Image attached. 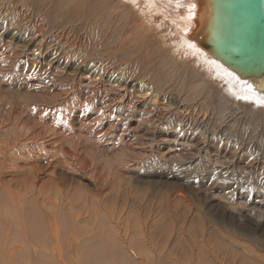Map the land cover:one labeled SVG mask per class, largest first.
Returning a JSON list of instances; mask_svg holds the SVG:
<instances>
[{
  "label": "bare ground",
  "instance_id": "obj_1",
  "mask_svg": "<svg viewBox=\"0 0 264 264\" xmlns=\"http://www.w3.org/2000/svg\"><path fill=\"white\" fill-rule=\"evenodd\" d=\"M205 7V0H0V22L5 28L23 25L11 36L0 33L2 53H12L7 54V58L0 55L2 79L12 71L21 70L22 75L39 79L34 85L43 87V93L53 91L51 88L46 91L48 87L42 86L45 81L57 84V88L69 81L68 91L59 90L57 96L65 101L72 94L70 114L73 111V118L85 120L96 110L98 120H111L113 128L121 130L116 134L119 141L125 140V131H133L138 140L149 145L147 149L152 155L160 156L159 159L166 158L157 147L159 142L175 141L188 153L197 148L196 154L184 163L173 158L174 165H184L182 170L190 176L228 174L232 182L226 199L213 195L209 198L212 206L221 211L217 215L210 210V204L204 214L198 212L193 216L194 213L189 212V216L181 212L178 208L185 197L179 195L174 203L167 201L169 209L163 210L161 215L158 213L153 221L142 220L148 213L152 214L150 207L151 212L146 210V215L137 214L138 225L132 228L125 221L128 218L121 215V212L127 213L123 208L118 210L117 204L106 206L105 215L98 209L102 212L100 215L95 205L101 202L95 194L98 200L93 207L96 209L90 208L92 203H89V208L96 210L95 216L94 213L88 218L79 216L77 202L76 206L73 202L77 199L79 202L80 196L82 199L80 192L79 198L71 196L53 180L35 189L26 176L31 159L34 163L50 155L43 150L34 151L36 136H43L45 140L51 135L47 141L59 145L53 122L48 131L41 127L49 123L47 116L52 113L54 116L52 105L59 102L58 98H53V92L52 95L47 93L51 95L50 100L44 97L46 93L38 95L34 107L33 96L16 94L13 89L1 90L2 84L7 86V81L11 84L7 77L6 82L0 84V111L4 112L0 116V231L8 230L6 233H10L8 237L13 236V241L6 246L3 244L6 235L0 237V264H264V229L249 231L235 220L256 216V212L245 205H237L239 195L248 197V202L255 201L260 209L257 217L264 223V78H242L212 59L205 46H200ZM22 32L28 37L25 46L16 43ZM33 43L39 45L37 53L31 50ZM62 64L64 66H60ZM69 66L70 72H67ZM134 84L138 85L140 93L131 89ZM53 99L55 101L51 102ZM28 107L31 111L36 107L44 108L40 112L41 121L36 119L38 112L35 122L30 116V120L24 119L26 113L22 109ZM58 118L61 116L54 118L57 126ZM32 124L41 127L43 134H38V128L30 126ZM95 126H91V133L100 132ZM160 126L162 128L158 129ZM165 129L173 132L168 135ZM108 135L99 134L98 141ZM78 138L75 149L84 143L83 139L80 144L81 138ZM70 142L73 143L70 140L67 145ZM16 150L26 153L19 159L22 163L19 168L24 170L20 176L5 171L15 165L9 162L19 158L11 157ZM56 156L53 154L46 159L51 170L48 177L55 175L53 170L58 165L55 162L61 164ZM38 163L32 167H39ZM119 165L124 166V163L119 161ZM106 174L114 173L110 169ZM97 185L102 195L107 184ZM253 188L256 192L251 191ZM163 198H168V194ZM172 207L176 210L174 216L169 212ZM141 229H147L150 243H156L154 237H158L159 246L144 247L136 242L146 238V234L138 235ZM172 229L174 237L167 234ZM18 238L23 241L20 246L15 241ZM172 241L182 250L176 254V259L167 248ZM152 246L156 247V252L150 248Z\"/></svg>",
  "mask_w": 264,
  "mask_h": 264
},
{
  "label": "rangeland",
  "instance_id": "obj_2",
  "mask_svg": "<svg viewBox=\"0 0 264 264\" xmlns=\"http://www.w3.org/2000/svg\"><path fill=\"white\" fill-rule=\"evenodd\" d=\"M0 20H2V19L0 18ZM4 25H5L4 23L0 22V33L4 34V35H8V36L13 35L12 33H16V30H19L20 28L23 27V25H15V27H9V29L7 30V26L5 28ZM18 35L21 36L22 40H21V38L17 37L18 40L16 41V43L19 46H21V45L25 46L27 44L26 41L28 38L26 36L27 35L26 32L19 33ZM173 38H174V36H173ZM3 39H6L5 36L3 37ZM37 44L38 43H33L30 46L31 50L33 51L35 49L34 51L36 53L39 49V45H37ZM11 46H14V45H11ZM3 49H4V47H0V55L2 54L3 57L6 56V58H7L8 56H10L12 54L11 52L2 53ZM17 49L19 50L18 46H17ZM7 54H8V56H7ZM44 56L45 57L47 56L46 59H48V61L51 60L50 56L48 54H46ZM9 61H11V60H9ZM60 66H64V64H62ZM20 68L21 67H19L17 69H20ZM66 70H67V72L68 71L70 72V66ZM17 71L18 72L12 71V73L7 74V76H5L4 79H2L0 77V84L2 83V81L6 82L7 77L9 79H11V84H9V82L7 81L6 84H8V85L5 86L4 84H2L1 90L5 91L7 89V90L11 91L13 89L12 91L14 92V90H15L16 94L19 93V94H24L26 96H33L35 99L32 101V106L35 107L37 96L38 95L43 96L44 93H46V92L44 91V93H43V90H44L43 87H41V86L37 87L34 85L35 83L36 84L38 83V81H39L38 78H36V77L31 78L30 76H26V74H24V73L22 75L21 70H17ZM19 74H21V75H19ZM10 75H11V77H10ZM26 77H27V79H26ZM85 77L87 78L88 75H85ZM34 79H36V80L34 81ZM45 83L42 84V86L45 85L46 86L45 88L48 87V89H46V91L51 88L53 91H51V89H50V91L55 94V95H53V98H58L59 102H57L58 104L55 102L54 105H52L53 111H54V116H53V113H52L53 117L51 115L47 116V120H49V123H48L49 125L44 124V125H41V127L44 128V131L45 130L48 131V129L50 128L49 126L53 122V126L56 128L55 130H57V136L60 137L62 135L61 139H59V137H57V139H56V142L58 141L59 145L60 144L61 145L59 146V145H55V144H53V145L50 144L47 141V139L51 136L50 135V136H47L48 138L45 140H42V139H44L43 136H40V137L36 136V139H35L36 144H34L33 147H34V151H36V149H38V151L43 150L44 152L47 153V155L50 154L49 157H47V158H50V156L52 157L53 154H56L57 155L56 157H59L61 159L59 162H61L62 165L60 163L55 162V165L58 164L55 168L56 170L55 169L53 170L55 175L53 177L52 176L48 177L51 173V170L49 171V168L47 166V162H46L47 158H45V160H44V157L41 158V160H40V158H39V160L37 159L38 161L35 160L36 162H34V163H36V164L40 161L38 163L39 167H37V168L35 167L36 172H37L36 174H35L34 167H32L35 165L33 163L34 160L31 159V162H30V160H28L30 162L29 167H31L30 169H32V170L30 171V169H28L26 172V176L30 178L33 188L37 189V188H39V185L41 183H45V182H49L50 180H53V183L60 186L62 189L65 190L66 193H69L71 196L73 194L76 198H79V192H80V195L82 194V199L84 197V193H86L87 196L85 194L86 197H84V200H82L81 196H80L79 202H78V199L73 202V204H75V206H76V202H77L76 207H78V210H80V211H78L79 216H82L84 218H86V217L88 218V216H90V214L92 216L93 213L95 216L96 210L95 211H93V210L96 208H94L93 206L95 203L97 204L96 201L98 199L96 196L98 194L99 195L98 201H100L101 204L97 205V206L95 205V207H97V212L100 215L103 212L102 215H105L106 206H108L112 203H113L112 205L117 204V205H119V208H117L118 210H121V208H123V211H125L127 213V214H125V213L121 212V215L123 216L124 219L128 218V220L125 219V221L127 222V225L129 223L130 224L129 226L132 228L136 227L138 225V224H136L137 223L136 218H138V215L139 216H141L142 214L146 215V210L150 211V208H151L152 214L148 213L149 215H147V217L146 216L143 217L144 219L142 218V220H146L145 218H148V219H150V221H153L155 218H157L158 213H160V215H161L164 213L163 210L169 209V206L166 202L169 200H172V203H174L176 198L179 195H183L185 197V201H182V205L178 209H181L182 210L181 212H184V213L187 212L186 214H188L189 216H191L189 214V212H193L194 213L193 216H195V214L198 212H201L204 214L206 210H209V206L207 204H210L211 206L213 205L212 203L209 202L210 196L213 195L217 199H226V197L229 196L228 195L229 190H230L229 188L232 186V182L230 181V177L228 176V174H225L223 176H214L212 174H208V176L204 175V178H203V175L198 174L199 176L196 177L195 176L196 174L195 175L193 174L190 176V175H187L186 173H184V171L182 170L184 165H182L180 167L174 165L175 163L173 162V158L176 159L177 162L184 163L190 158V156H193L196 154L197 148L196 149L193 148V150L190 153H188L187 149L185 147L178 146L175 141L166 142L164 144L158 141L159 143H158L157 147L160 149L162 157H166L165 159H159L160 156L158 157L155 153H153L155 155H152L151 152L147 149V147L149 145H146L145 144L146 142L141 141L140 139L138 140L137 137L134 135L135 133L133 131H130V130H129L130 132L125 131L124 133H126L128 136L127 135L125 136V140L119 141L116 137V134L118 132H120L121 130L120 129L116 130V128H113L114 127V126H112L113 121H111V120H108V119H104V121L98 120L100 117H98L99 116L97 114L98 111L96 112V110H92V112H93L92 115L85 118V120H82L81 117L73 118V111H72V115L70 114L71 113L70 109H72V107H71V105H72V101H71L72 100V94H70L69 97H67L65 99V101L60 100V98L57 96L58 94H60V93H58L59 90L62 91L63 93H66L68 91V84L70 83L69 81H68V83H61L60 85H58V87L62 86L59 88H57V84H55V86H54V84L49 83L47 81H45ZM9 85H11L13 87H9ZM28 85H30L31 88L34 86L35 87L30 90V88H29L30 86H28ZM50 85H52V86H50ZM64 88H66V89H64ZM131 89H133L134 91H138V92L140 90L138 85L136 86L135 84H134V87ZM144 91H146V89H144ZM51 92L47 91V93H49V94H51ZM47 93L45 94L44 97L47 96V100H50L49 97L53 93L51 95H48ZM54 101H55V99H53L51 102H54ZM51 102H50L49 108H52ZM68 103H70V104H68ZM67 106H69V108ZM36 108L33 109L34 113H32L33 111H31V109L29 107L23 108L22 112H24V114L26 113L23 116L24 119L30 118V119H33L35 122L36 115L39 114L36 119L41 121L42 115L40 114V112L44 108L43 107L42 108L38 107L37 109ZM49 108L47 107L46 109H49ZM65 108H67V110H69V112H67V110ZM24 109H25V111H24ZM58 109H60V110H58ZM37 110H39V111H37ZM61 110H63V112ZM0 112H1L0 116L2 114L4 115L3 111H0ZM37 112H38V114H37ZM60 113L63 115H60ZM27 114H29V115H27ZM64 114H66V115L64 116ZM58 115H59V117L61 116V118H58L60 121L59 126H61L63 129L60 128L59 126H57L56 120L54 119V118L58 117ZM68 115H70V116H68ZM96 117H98V118H96ZM96 122H99V123H96ZM87 124H88V126H87ZM95 125L98 127H96ZM30 126H33L35 129L38 128V130L36 131L38 134H43L44 131L42 130L41 127L34 126V124H32ZM91 126H95L97 131H99V129H100V132L91 133V132H93V129L91 128ZM102 128H103V130H102ZM161 128H162V126H160L158 129H161ZM77 129H80V130H78L80 132H78ZM60 130H61V132H60ZM165 130L169 133L168 135H170L173 132V130H171V129H165ZM68 131H70V132H68ZM74 132H76V133L78 132L77 135H75L76 133H74ZM106 133H109V135L107 137H104L103 141H98L99 137H100L99 134L100 135L102 134V136H103ZM82 134H83V137H82ZM87 135L90 137L89 140L87 138L88 137ZM73 136H75L76 138L78 136L79 137L78 139L81 138L80 144H82V142L84 141L82 147L75 149L74 143H78L79 140H77ZM39 140L41 142L43 141V143H39L38 142ZM70 140H72L73 143L70 142V145H67V144H69ZM92 140H94V141H92ZM60 141H62V142H60ZM64 142H65V146H64ZM87 142L89 144H93L94 147L92 146V148H91V146ZM93 142H95V143H93ZM86 144H88V146H90L89 151H87L88 146ZM61 146H62V149L59 150L58 148ZM69 146H70V148H69ZM96 148H97V150H96ZM75 150L77 151L76 154H74ZM18 151H20V152H18ZM21 151L22 150H16V153L13 151L15 157L14 156H11V157L13 159L15 158V160H16V156H17V158L19 157L17 159L18 161L16 160L17 162L16 161L9 162V163H14L15 164L14 167H12V168L7 167L5 169V171L7 170L6 171L7 173L13 172V176H15V175L20 176L21 174H24L23 168L22 167L19 168L20 167L19 165L22 164V163H19V159H23V157H25L26 153L23 152V154H22ZM90 151H91V153H90ZM80 155H81V157H80ZM27 157H28V155H27ZM64 157L66 158V161H65ZM85 158H86V160H85ZM92 159H94V160H92ZM79 160H80V163H79ZM88 160L90 162H88ZM119 161L123 162L124 166H120ZM6 162H8V161H6ZM90 164L92 167L90 166ZM59 165H61V166H59ZM40 166H41V168H40ZM13 168L16 171V173L14 172ZM16 168H19V169H16ZM110 169L112 170V172L114 174L108 176V174H106V173H108ZM0 170H1V168H0ZM47 174H49V175H47ZM55 176L58 177V179ZM105 177L107 179H105ZM35 181H37L36 184H35ZM97 184H102V187L107 184V188L103 192L102 195L100 193L101 187L98 186ZM49 186L50 185H48V188H49ZM77 188H78V190H77ZM79 188L81 189V191H79L80 190ZM67 189H70V190L72 189V191H68ZM251 191L256 192L254 190V188L251 189ZM91 194H92V196H91ZM95 194H96V196H95ZM165 194H168V198H163V196ZM254 196H256L255 193H254ZM236 198H238L236 200L237 205H239V206L245 205L247 208H250V210H253L254 212H256V216L255 215L253 217L244 216L241 218L238 217L235 220L240 222L242 225H245L249 231H252V229H254L256 231V228H257V230L264 229V223L261 221V219H259V217H257V216H260V214H259L260 209L258 208L257 205L254 204L255 201L252 200L251 202H248L246 199L248 197H246V196H239L238 195ZM90 202L92 203L91 207L89 205ZM81 204H83V205H81ZM81 207H82V209H81ZM89 207L94 208V209H90ZM86 208L89 210H87ZM84 209H85V211H84ZM98 209L102 210V212L100 213V211ZM210 210L216 215L218 212L219 213L221 212L215 206H212ZM1 212H3V210H1ZM130 212L132 213V215ZM169 212H171L170 214H172V216H174L176 210H175V208L172 207ZM249 212L251 213V211H249ZM122 216H119L121 220H123ZM219 217H221V216H219ZM132 218L134 219V221ZM255 218H256V221L254 220ZM261 218H263V217L261 216ZM228 220H229V217H227V222H228ZM172 221H173V219H172ZM223 223L227 224L225 222H223ZM117 226H118V224H117ZM204 226H205V222H204ZM117 229H118V232L120 233L119 226L117 227ZM145 230H147V229H143V231L141 229V231H138L137 233H138V235L140 234L142 236L146 234L147 236L146 235L144 236L146 238L141 240L139 238V236H137V238H139L140 241H136V242L142 243V245L144 247H147L148 244L157 245L156 243H159L160 239L158 237H154V240L156 243H150L148 241L149 235L147 234V232H145ZM174 231L176 233V230H174ZM6 232H9V231L5 230V229L3 231H0V237L2 235L4 236V234L6 235V237H4V239H3V244L6 243V246H7L11 241H13V236H10L12 238L11 239L10 237H8L10 233H6ZM132 232H134V231H132ZM142 232H144V233H142ZM167 234H169V236H173V237L175 236L173 229L170 231V233L168 231ZM22 236H24V235H22ZM15 241H16V244L18 246H20V244L21 245L23 244V241L19 240V238L17 240L15 239ZM157 246H159V245H157ZM150 248L153 249V252H156L155 246H154V248H153V246ZM167 248L170 249L169 250L170 254H171L172 258L174 257L175 259L177 257L176 254L182 252V250L179 249L180 250L179 251L177 249L178 247L175 246L173 241H172V243H170V245L167 246ZM172 252H173V254H172ZM131 257L136 258L135 254H131ZM141 257H142V255H141ZM188 264H190V263H188ZM195 264H199V262H195Z\"/></svg>",
  "mask_w": 264,
  "mask_h": 264
},
{
  "label": "water",
  "instance_id": "obj_3",
  "mask_svg": "<svg viewBox=\"0 0 264 264\" xmlns=\"http://www.w3.org/2000/svg\"><path fill=\"white\" fill-rule=\"evenodd\" d=\"M205 3L200 46H205L212 59L238 76L263 79L264 0H205Z\"/></svg>",
  "mask_w": 264,
  "mask_h": 264
}]
</instances>
